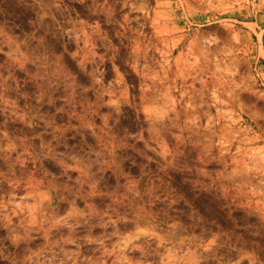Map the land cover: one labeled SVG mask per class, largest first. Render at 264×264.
Masks as SVG:
<instances>
[{
  "label": "clouds",
  "instance_id": "9594fccd",
  "mask_svg": "<svg viewBox=\"0 0 264 264\" xmlns=\"http://www.w3.org/2000/svg\"><path fill=\"white\" fill-rule=\"evenodd\" d=\"M0 264H264V0H0Z\"/></svg>",
  "mask_w": 264,
  "mask_h": 264
}]
</instances>
